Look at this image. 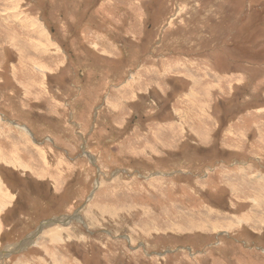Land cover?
<instances>
[{
    "label": "rangeland",
    "instance_id": "1",
    "mask_svg": "<svg viewBox=\"0 0 264 264\" xmlns=\"http://www.w3.org/2000/svg\"><path fill=\"white\" fill-rule=\"evenodd\" d=\"M0 227V264H264V0H0Z\"/></svg>",
    "mask_w": 264,
    "mask_h": 264
},
{
    "label": "water",
    "instance_id": "2",
    "mask_svg": "<svg viewBox=\"0 0 264 264\" xmlns=\"http://www.w3.org/2000/svg\"><path fill=\"white\" fill-rule=\"evenodd\" d=\"M73 219V217H68V218H66L65 220H63L62 218L61 219H53V220H49V221H46V222H44L40 227H39V230H38V232L37 233H35V235L36 234H39L40 233V231H42V229L43 228H47L48 226H55V225H65V224H67L69 221H71ZM34 237L33 236H30V237H28V238H26L25 239V241H23V242H21L20 244H18L17 246H16V250H19V249H21V250H23V249H26V248H22L21 246H22V244H24V243H30V242H32V239H33ZM5 254H9L8 252L7 253H5Z\"/></svg>",
    "mask_w": 264,
    "mask_h": 264
},
{
    "label": "crops",
    "instance_id": "3",
    "mask_svg": "<svg viewBox=\"0 0 264 264\" xmlns=\"http://www.w3.org/2000/svg\"><path fill=\"white\" fill-rule=\"evenodd\" d=\"M0 231H1V227H0Z\"/></svg>",
    "mask_w": 264,
    "mask_h": 264
},
{
    "label": "bare ground",
    "instance_id": "4",
    "mask_svg": "<svg viewBox=\"0 0 264 264\" xmlns=\"http://www.w3.org/2000/svg\"><path fill=\"white\" fill-rule=\"evenodd\" d=\"M51 140V139H50ZM5 197H6V195H5Z\"/></svg>",
    "mask_w": 264,
    "mask_h": 264
}]
</instances>
